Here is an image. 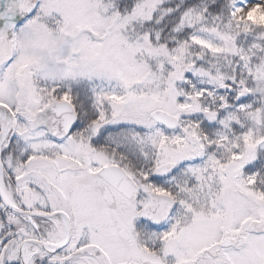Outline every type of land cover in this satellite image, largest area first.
I'll return each mask as SVG.
<instances>
[{"label":"snow or ice","instance_id":"obj_1","mask_svg":"<svg viewBox=\"0 0 264 264\" xmlns=\"http://www.w3.org/2000/svg\"><path fill=\"white\" fill-rule=\"evenodd\" d=\"M0 264H264V0H0Z\"/></svg>","mask_w":264,"mask_h":264}]
</instances>
